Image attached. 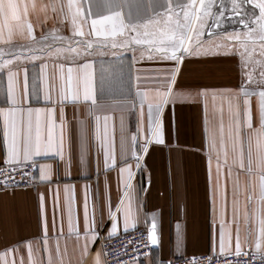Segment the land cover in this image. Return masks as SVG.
Returning a JSON list of instances; mask_svg holds the SVG:
<instances>
[{"label":"crops","instance_id":"crops-1","mask_svg":"<svg viewBox=\"0 0 264 264\" xmlns=\"http://www.w3.org/2000/svg\"><path fill=\"white\" fill-rule=\"evenodd\" d=\"M77 2L86 13H90L87 20L81 17L84 36L74 33L70 15L64 19L68 15L67 0H20V3L7 0L3 4L4 16L10 21L15 22L19 16L21 23L27 21L32 24L35 39H30L26 30L21 28L14 27L11 37L8 29H4L0 46L9 45L13 49H9L6 55L11 63L0 70V108L7 110L12 106L7 103V76L11 71L16 73L13 98L23 100L26 107L42 110L38 114L34 112L32 117L35 125L39 116L42 139H47L51 118L57 142L62 133L64 143L63 159L45 148L34 156L32 161L37 166L35 185L0 189V252L10 246L15 249L19 244L14 253L15 264H97L99 253V264H104L101 241L109 237V202L117 217V234L137 227H147L149 232L155 220L157 244H152L148 255L126 264H167L174 256L221 253V220L226 222L223 253L235 252L237 229L242 251L264 252V237L259 232V220L264 217V201L260 199L264 161L259 159L256 146L259 126L256 97H252L254 126L249 129L243 125L241 113L238 138L236 120L229 110V99L235 107L236 93L242 81L239 44H236V51L213 49L208 55L185 59L174 85V95L160 113L153 108L150 130L147 105L158 99L156 90H165L167 81L160 69L171 68V63L148 60L149 46L136 44L133 35L127 32L116 36H96L91 31V20L119 11L125 23L139 25L137 32L140 36L137 38L144 39L143 33L152 31L151 25L144 27V22L165 11L169 0H112L111 8L106 6L105 0ZM171 2L183 5L187 0ZM23 4L28 5L27 13ZM98 27L101 31H111L112 25L106 23ZM54 28L57 29L55 33L52 32ZM225 34L232 35L235 31H221L217 36L208 37L205 34L203 41L215 40L216 37L224 40ZM41 35L48 39L41 41ZM89 41L92 47L85 51ZM45 45L49 48L45 49ZM69 46L76 47L80 55L67 51L59 56L49 54V51L55 53L57 48L66 50ZM20 54L29 58L13 59ZM142 54L144 59H141ZM256 55H252L247 70L252 72L254 79L250 87L258 90L259 74L264 69ZM69 67L72 68L71 92L67 86ZM25 74L27 94L24 91ZM62 88L65 95H78L79 100L61 104ZM201 90H205L204 94H200ZM179 92L187 94H175ZM85 95L90 97L88 101H85ZM46 96L51 97L52 103L44 102ZM142 96L145 97L143 106ZM48 109L54 111L49 113ZM157 119L162 121L164 143L152 136ZM221 125L224 151L220 157L223 167L218 177L217 152L212 151L210 181V153L206 146L205 128L207 126L209 139L215 136L219 148ZM2 128L3 119L0 118V161L4 159ZM144 143L149 145L146 154L140 151ZM105 148L116 160L113 166L109 159L108 168L105 167ZM133 151L141 157L139 168L137 159L132 156ZM241 153L243 169L235 162ZM82 156L84 163H81ZM41 165L50 166L46 169L52 177L50 182L40 180ZM125 165L131 166L130 189L125 188L120 176V168ZM124 178L127 179V171ZM218 179L219 196L215 194ZM65 186L75 194L73 231L69 230L65 208ZM125 191L131 194L127 230L124 228V210L129 207L127 199L121 204ZM57 192L59 205L54 213ZM86 192L89 218L94 220L99 233L94 242L86 240L84 233ZM41 193L47 217V236L42 228ZM258 239L259 248L256 247ZM6 259L8 264H12L13 254H8Z\"/></svg>","mask_w":264,"mask_h":264},{"label":"snow or ice","instance_id":"snow-or-ice-1","mask_svg":"<svg viewBox=\"0 0 264 264\" xmlns=\"http://www.w3.org/2000/svg\"><path fill=\"white\" fill-rule=\"evenodd\" d=\"M7 2V0H0V38L3 37L4 29H8V35L11 37L13 28H21L26 30L27 35L30 39H35V34L33 32V26L30 22L23 21L21 23L20 17L17 16L16 21L12 22L8 18L4 16L3 13V4ZM20 3V0H18ZM215 0H187L186 4H173L171 0H169L168 7L165 9L164 16L157 15L155 19H149L144 22V27L147 28L149 25L152 27V31H145L143 33L144 39L137 38L140 36V33L137 32V28L139 27L136 23H125V20L119 11L110 12L109 15L99 16L93 18L91 20V31L95 33L96 36H116L118 34L123 35L125 32L128 34H132L135 43L149 46L147 47V59L155 60L159 59L163 62H170L171 68H162L160 72L164 75L165 80L167 81L165 85V90L161 92L160 90H156V97L158 99L155 100V103L149 102L147 105L148 108V116H149V125L151 130V125L153 121V108H155L156 113H160L165 104H167L170 97L174 95V85L178 78L179 69L182 67V64L185 59L192 57H199L202 54L208 55L213 49L220 51L221 49H228L232 51H236V44H239L240 51L238 55L240 57V64L242 68V81L241 85L236 93L237 102L235 107H233V101L229 99V110L233 112V116L236 120V135L239 137V132L241 129V121L240 116L242 113L243 116V125H246L247 128L252 129L254 126L253 123V105H252V97H256V109L258 112L259 118V126L256 130L257 140V152L258 157L261 161H264V70L260 72V81L258 84V90L250 87L252 83H254L253 74L251 71H248L249 62L252 61V51L250 50V45L252 49L256 47V41H259V48L261 52L262 59L258 61L261 65V68L264 69V0H231V10L232 14L237 16L238 22L241 26H243L246 31L243 33H237L228 35L225 34L223 42L211 40L209 44L206 46L202 37L205 35V31H207L208 35L211 36L213 34V29L219 26V19L223 17V5L221 6V10L217 13V20L214 24L209 25L207 18L213 15V4ZM245 3H253L255 7L259 9L258 15L248 16L246 13L241 11L242 5ZM105 4L108 8L113 7L112 0H105ZM25 13H27V4H23ZM53 9H55V4L52 5ZM119 7V5H116ZM67 9L68 15L64 16V19H68L70 15V23L73 27L74 33L79 36H84L85 33L83 31V25L81 23V17L84 20H87L88 15L90 13H86L85 9L81 6L77 0H67ZM61 12L64 11L63 5H61ZM247 17V18H245ZM106 23H110L112 25L111 31H101L98 27L104 26ZM57 29H52V32L55 33ZM41 41H46L48 37L41 35L39 38ZM123 47V45H121ZM92 47L91 41L87 44L85 51ZM49 46L45 45V49H48ZM74 53L75 55H80V51L76 47L69 46L66 50L62 48H57L55 53L56 56L61 55L63 52ZM3 49H0V57H3ZM29 57L23 56L22 54L16 55L13 59H28ZM32 58H35L34 56ZM144 55H141V59H144ZM11 63L10 60L3 59L0 61V70H3L5 65H9ZM68 90L71 92L72 89V68L68 69ZM16 73L11 71L8 72L7 82V103L12 105L7 110L4 108H0V118L3 119V128H2V144H3V153L4 159L0 161V164L4 165L5 170L9 169L13 173V176L5 175L3 177V184L5 187L8 186L9 181L14 179V174L18 168L24 166L26 162L32 161L34 156L40 153L41 148H45L51 152H53L57 158L63 159V134L59 138L57 142L56 137L54 135V123L49 118L48 123V133L46 141L42 139L41 136V126L39 122V116L37 115V119L35 125L33 124V113H40L41 109H32L30 107H26L23 100L16 101L13 98L14 94V86L16 83L15 80ZM24 91L28 93V82L27 75L25 74V84ZM205 90H201L200 94H204ZM177 95H186L187 93L179 92L175 93ZM215 93L213 96L215 97ZM221 96L224 94L221 93ZM85 101H88L90 97L85 95ZM145 97H141V105L143 106ZM68 100H72L76 102L79 100L78 95H65L64 89H61V98L60 103L63 104ZM44 102L52 103L51 97L46 96ZM47 112L51 113L54 109H48ZM62 119H63V109L61 110ZM206 132V146L209 149L208 156V166H209V180L211 181V162L212 156L211 152H217V176L221 174V168L223 167L221 163L220 153L224 151V140H223V126L221 125V139H220V147L217 148L216 138L213 135L211 139L207 136V126L205 128ZM231 135V132H230ZM152 136L154 139L160 143H164L162 139V121L156 120L155 122V130L152 132ZM136 137H133V141H135ZM82 149L85 147L84 141H81ZM149 150L148 143H144L140 151L143 153H147ZM105 156V167L108 168L109 165L107 161L109 159L112 160V165L116 164V160L114 156H112L107 148L104 150ZM132 156L137 159V167H140V159L141 157L138 155L136 151H133ZM226 158V153H225ZM85 159L81 157V163H84ZM239 164V168H244V160L243 154L241 153L237 160L235 161ZM251 161L249 160V164ZM70 164V161H69ZM33 167H37L33 164ZM50 166L41 165L39 166L40 175L39 178L41 181L50 182L52 177L46 169H49ZM251 169L249 168V171ZM127 171V179L124 178V173ZM25 173L21 172V181L23 180ZM120 176L124 181V186L126 189L131 188L130 179L132 177L131 166L125 165L120 168ZM21 181H16L17 183ZM260 199L264 201V175L260 177ZM216 195H221L219 179L217 180L216 186ZM75 199V194L73 192H69L68 186H65V208L68 215L69 221V230L73 231V201ZM125 199H127L129 207H126L124 210L125 223L124 228L127 230L129 228V211H130V203H131V194L129 191H125L124 195L121 197V204L124 203ZM40 202H41V212L43 216V232L44 235L47 236V217L44 215V197L43 193L40 194ZM210 203H212L210 199ZM59 205V194L57 192L54 198V213L55 209ZM118 208L120 205L117 206ZM213 210L215 208L213 207ZM109 217L111 220V226L108 232V236L111 237L117 234L118 225H117V217L116 214L112 211L110 202H109ZM225 221L221 220L220 222V251L221 253L225 250ZM259 232L260 236L264 237V217H261L259 220ZM134 227V225H133ZM84 233L85 238L92 240L93 242L99 238V233L96 231L94 220L89 218L88 213V197L87 192L85 193L84 198ZM91 233V236L88 235ZM149 238L153 245L157 244L158 237L155 232V220H153L152 228L149 231ZM229 242L231 241V233L229 231L228 234ZM46 242V241H45ZM27 247L31 248L30 242L27 243ZM256 247H260V241L257 240ZM19 249V244L16 248H12L11 246L5 249L3 252H0V261L3 264H8L6 256L8 254H13L12 264H15L14 253ZM247 253L242 252V247L239 238V230L237 229L236 238H235V255L239 257L240 255H246ZM215 257V252L212 253L210 258ZM255 258V254H254ZM195 259V258H194ZM97 264H99V253L97 254Z\"/></svg>","mask_w":264,"mask_h":264},{"label":"built area","instance_id":"built-area-1","mask_svg":"<svg viewBox=\"0 0 264 264\" xmlns=\"http://www.w3.org/2000/svg\"><path fill=\"white\" fill-rule=\"evenodd\" d=\"M33 164H35L33 161H29L18 168L14 174V179L9 181L7 187L3 184V177L5 175L13 176V173L10 168L0 170V189L35 185V167ZM0 169H4L3 164H0ZM21 172L25 173L22 181ZM16 181L21 182L17 183ZM101 248L104 264H126L148 255L152 250V243L148 228L137 227L103 238ZM242 252L247 254L237 257L235 252L215 253L214 258H210L211 252L185 254L172 257L167 264H264V252L252 249Z\"/></svg>","mask_w":264,"mask_h":264},{"label":"rangeland","instance_id":"rangeland-1","mask_svg":"<svg viewBox=\"0 0 264 264\" xmlns=\"http://www.w3.org/2000/svg\"><path fill=\"white\" fill-rule=\"evenodd\" d=\"M222 5H223L224 15H223V17H221L219 19V26L213 29V34L211 36H213V35L217 36L218 34L221 33V31L234 30L235 34L243 33L244 31H246V29L239 24L237 16L232 14L231 0H215V3L213 4V13L214 14L207 18L208 24L212 25V24H214L216 22V20H217V15L216 14L220 12ZM5 8H6V6H5ZM241 11L246 13L248 16H253V15H258L259 14V9L257 7H255V5L253 3H245V4H243L242 8H241ZM164 12L165 11L160 12L157 15L164 16ZM157 15H155V16H157ZM245 18H247V17H245ZM205 34H206L207 37L209 36L207 32ZM202 39H203V37H202ZM215 40L223 42V40H221V39H219L217 37H216ZM209 41H204V43L208 45ZM5 46H0V49H3V53H4L3 57H0V61L2 59H6V55L9 53L8 52L9 49H13V47H11L9 45H5ZM257 48H258V50H257ZM255 49L257 50V52H256ZM255 49L252 50L250 48V50L252 51V55L253 54H257L256 55V57H257L256 59H262V57H260L261 56V52H260V48H259V42L256 43Z\"/></svg>","mask_w":264,"mask_h":264}]
</instances>
